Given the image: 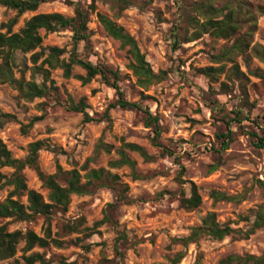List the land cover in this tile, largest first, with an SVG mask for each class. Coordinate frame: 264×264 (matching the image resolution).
Listing matches in <instances>:
<instances>
[{
	"label": "rangeland",
	"instance_id": "obj_1",
	"mask_svg": "<svg viewBox=\"0 0 264 264\" xmlns=\"http://www.w3.org/2000/svg\"><path fill=\"white\" fill-rule=\"evenodd\" d=\"M74 3L88 9L91 0H51L41 4L35 12L17 16V11L0 9L2 25L17 17L13 31L18 32L25 22L40 13H61L74 16ZM134 4L124 10L113 9L110 4L96 3V12L90 14V41L79 45L80 56L94 64H104L121 73L119 82L125 97L140 103L160 119L162 128L158 141L168 152L153 144L154 132L145 124L147 115L137 110L114 108L110 110L111 126L106 121L84 122L81 113L71 111L68 96L75 102L84 100L87 111L95 119L104 117L107 108L116 100L115 90L96 77L88 84L77 78L85 71L76 66L73 76H63L60 69L52 71L57 92L32 102L25 101L9 84H0V113H10L16 120L0 128L4 141L15 158L24 159L30 145L44 143L39 152V169L47 176L58 175L65 185L67 172L81 170L88 159L89 169L105 168L127 184V196L132 201L122 204L115 212V222L95 226L103 219L109 203L116 200L114 191L99 184L91 187V193L73 195L66 212L56 210L50 220L53 238L62 246L50 244L47 248H35L28 252L40 253L52 264L62 261L73 264H102L105 260L123 264H172L179 252L185 257L178 264H217L229 255L264 254V226L246 236L252 226L253 212L264 206V147L258 138L264 139V62L253 48L264 47V17H258L257 31L250 49L245 55L232 60L215 62L213 57L230 46L232 41L216 39L208 34L185 43L173 50L171 29L179 20L177 1L187 14L182 20V36L194 32L193 17L196 3L213 2L221 7L232 2L246 1L253 7L263 0H132ZM97 12L103 13L123 26L138 42L155 72H164V78L148 89L137 84V77L130 69L131 57L118 40L111 37L99 22ZM44 46H59L71 50L73 33L65 29L46 33ZM68 57V55H66ZM29 55L22 57L28 61ZM237 64L246 78L233 76ZM224 67L213 78L203 74L207 67ZM19 73L17 76L19 77ZM29 78V73L27 74ZM242 111L240 118L236 113ZM43 116L26 134L21 130L34 117ZM232 131L227 149L222 148L219 136ZM256 133L258 138L252 137ZM114 146L107 154L95 151L99 140ZM124 143L142 146L152 159L145 160L139 153L126 149L136 162L129 166L111 167L119 160L117 153ZM1 172L11 174L10 168ZM85 171H82L84 174ZM23 174L27 185L48 199L35 168L27 167ZM186 181L185 183H181ZM198 187L202 204L196 209L181 206L182 194L191 195L190 183ZM9 188L0 192V201L8 195ZM213 191L228 195H240L239 201L215 202ZM20 200L27 204V197ZM215 212L218 220L231 223L240 232L223 240L202 238L198 244L184 247L174 240L190 234L208 213ZM10 231L32 230L44 236L47 221L41 215L30 221L5 219ZM73 227L77 228V230ZM125 234L126 238L122 235ZM24 242L18 246L14 259L23 263Z\"/></svg>",
	"mask_w": 264,
	"mask_h": 264
},
{
	"label": "trees",
	"instance_id": "obj_2",
	"mask_svg": "<svg viewBox=\"0 0 264 264\" xmlns=\"http://www.w3.org/2000/svg\"><path fill=\"white\" fill-rule=\"evenodd\" d=\"M51 0H0V9L6 8L17 11V16L26 12H35L43 3ZM108 3L113 9L124 10L134 4L132 0H91L88 9L81 6L80 3H74V16L67 17L61 13H40L32 16L27 20L18 32H14L13 28L18 23L17 17L2 25L5 32L0 31V84H9L14 87L22 99L32 102L37 98L49 96L52 92H57L55 81L52 79V71L60 69L63 76L67 79L73 76V70L76 66L81 67L85 71V75L78 76L83 84H88L96 77H101L106 85L113 88L116 93V100L107 108L104 117L95 119L87 111V105L84 100L75 102L71 96H68L69 109L83 114L84 122L90 123L94 121H106L111 126L112 119L110 110L120 108L124 110H137L147 115L145 124L154 132L153 144L168 152L167 149L158 141L161 136L162 128L158 116H154L147 108L145 109L140 103L132 102L125 97L119 82L121 73L104 64H94L89 60H85L80 56L79 45L87 44L90 41L91 33L89 30L90 14L96 12L97 2ZM264 1V0H263ZM180 17L174 23L171 29V37L173 40V50L182 48L185 43L196 41L208 34L216 39H224L232 41V44L224 48L221 53L213 57L215 62L232 60L238 55H245L251 47L254 34L257 31L258 17H264V3L253 7L246 1L232 2L227 5L216 7L213 2L196 3L194 10L198 17H193L192 23L195 27L194 32L184 38L182 36V20L186 16V10L182 9V5L177 1ZM99 22L103 25L107 33L118 40L121 47L126 48L131 57L130 69L137 77V84L148 89L151 85L159 82L164 78V72H155L146 55L142 52L137 40L129 34L126 29L119 25L109 16L97 12ZM71 30L73 33V47L68 50L59 46H44V37L41 30L46 33H55L62 30ZM256 55L264 62V47L253 48ZM29 55L28 61L21 60L22 57ZM68 55V57H66ZM224 67H207L201 72L213 78L216 74L222 73ZM19 73V77L17 76ZM29 73V78L27 74ZM233 76L239 79L246 78L240 67L235 64L228 75L229 79ZM242 111L236 113V117L240 118ZM43 116L34 117L27 125H22L21 130L24 134ZM16 120V116L10 113H0V128L6 123ZM232 131L222 133L219 138L223 139L221 145L223 149H227L232 140ZM252 137H257L256 133H251ZM258 146L264 147V139L258 138ZM42 141L34 142L30 145L29 153L24 159L15 158L4 143L0 139V192L9 188L8 195L3 201H0V264H52L44 255L40 253L28 252L35 248H47L50 244L62 246L63 243L52 236L50 220L56 210L66 212L70 206L73 195L84 196L91 193V187L99 184L104 187L111 188L116 196L113 203H109L104 211V217L97 222L95 226L105 223L115 222V212L122 204H130L132 201L127 196L128 185L120 181L117 174L111 173L105 168L89 169L88 159L81 170L74 168L65 173V185L58 181V175L47 176L39 169V152L43 148ZM126 149L139 153L145 160L152 159V156L140 145L135 143H124L117 151L120 158L110 163L111 167L129 166L135 169L136 162L132 160L126 152ZM114 150V146L106 143L101 138L96 146L95 151L110 154ZM35 168L39 177L43 181L44 186L48 189V199L35 189L28 187L23 171L27 168ZM3 168L13 170L11 174L1 172ZM82 171H85L82 174ZM182 181L181 183H185ZM190 183L191 195L188 197L182 194L181 206L187 209H196L202 204V197L198 192L195 183ZM27 197V204H24L20 198ZM211 197L215 202L220 201H239L240 195L232 196L225 192L213 191ZM254 219L252 226L247 231L246 236L253 234L257 229L264 226V206L258 207L252 211ZM41 215L47 221L45 235H38L32 230L10 231L6 224H2L5 219H13L16 221H30L35 216ZM72 230H77L73 227ZM240 232L233 228L231 223H223L218 220L215 212H208L198 226L192 228L189 235L175 239L176 243H181L184 247L192 244H198L204 237H210L215 240H223L228 236ZM126 238V235H122ZM24 242V254L22 255L23 263L18 259H14L18 253V246ZM185 257L184 252H179L172 259V264H178ZM60 264H73L62 261ZM102 264H123L120 261L105 260ZM194 264H200L198 258ZM217 264H264V254L262 255H229L220 260Z\"/></svg>",
	"mask_w": 264,
	"mask_h": 264
}]
</instances>
